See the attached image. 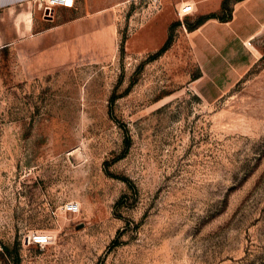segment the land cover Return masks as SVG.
I'll use <instances>...</instances> for the list:
<instances>
[{
	"label": "rangeland",
	"instance_id": "374dc122",
	"mask_svg": "<svg viewBox=\"0 0 264 264\" xmlns=\"http://www.w3.org/2000/svg\"><path fill=\"white\" fill-rule=\"evenodd\" d=\"M148 4L63 13L115 12L113 59L67 30L0 49V264H264V34L202 74L184 44L126 50Z\"/></svg>",
	"mask_w": 264,
	"mask_h": 264
},
{
	"label": "crops",
	"instance_id": "0c3cea01",
	"mask_svg": "<svg viewBox=\"0 0 264 264\" xmlns=\"http://www.w3.org/2000/svg\"><path fill=\"white\" fill-rule=\"evenodd\" d=\"M223 2L166 0L129 33L124 42L126 50L136 55L158 51L174 29L176 34L169 47H188L194 60L201 64L202 74L217 66L230 76L240 75L261 57L257 43L264 34V0H229V16L222 8ZM186 4H191L193 11L179 18L176 8ZM70 8L58 7L52 18L45 19L31 0H0V49L35 36L54 42L67 30L68 36L80 35L93 46L99 59H113L118 35L115 12L104 8L65 18L63 13ZM222 13L224 19H220ZM199 18L204 19L197 26L186 27Z\"/></svg>",
	"mask_w": 264,
	"mask_h": 264
},
{
	"label": "built area",
	"instance_id": "2783aa9c",
	"mask_svg": "<svg viewBox=\"0 0 264 264\" xmlns=\"http://www.w3.org/2000/svg\"><path fill=\"white\" fill-rule=\"evenodd\" d=\"M146 1V0H145ZM149 4L146 7L141 6L139 15L142 16V19H146L156 13L163 5L166 0H147ZM32 4L41 12L43 18L48 19L52 18L54 11L58 7L70 8L74 5V0H31ZM193 11L191 4L182 5L179 8H176V13L179 18H182L184 15ZM78 209L77 205L70 202L67 205V210L75 212ZM42 235H35L34 241L41 243Z\"/></svg>",
	"mask_w": 264,
	"mask_h": 264
},
{
	"label": "trees",
	"instance_id": "16d2710c",
	"mask_svg": "<svg viewBox=\"0 0 264 264\" xmlns=\"http://www.w3.org/2000/svg\"><path fill=\"white\" fill-rule=\"evenodd\" d=\"M229 0H224V2L222 3V8L226 11V14H228L227 16H229L230 15V13H229V9H228V7H227V2H228ZM210 17H215V14H210L209 15ZM226 16V17H227ZM205 18V17H204ZM204 18H199L198 20H196L195 21V23L193 24V25H191V24H186V27L188 28V29H191V28H193L194 26H197L200 22H202V20L204 19ZM225 17H220V19H224ZM171 40H172V37H171V35H169L168 36V39L166 40V42L164 43V45L158 50V54H161L162 52H164L168 47H169V45H170V43H171ZM4 251H6V252H8V248L7 247H4ZM16 258H17V253H16Z\"/></svg>",
	"mask_w": 264,
	"mask_h": 264
}]
</instances>
